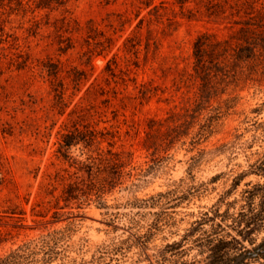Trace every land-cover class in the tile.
I'll use <instances>...</instances> for the list:
<instances>
[{
    "label": "rangeland",
    "instance_id": "374dc122",
    "mask_svg": "<svg viewBox=\"0 0 264 264\" xmlns=\"http://www.w3.org/2000/svg\"><path fill=\"white\" fill-rule=\"evenodd\" d=\"M162 1L0 0V258L70 227L78 260L107 246L109 264L264 260V80L243 76L198 106L194 42L228 36L238 17H209V0ZM176 120H195L188 136ZM88 127L105 133L104 152L77 135L61 148ZM97 180L108 181L102 201ZM70 184L90 194L66 202Z\"/></svg>",
    "mask_w": 264,
    "mask_h": 264
},
{
    "label": "trees",
    "instance_id": "16d2710c",
    "mask_svg": "<svg viewBox=\"0 0 264 264\" xmlns=\"http://www.w3.org/2000/svg\"><path fill=\"white\" fill-rule=\"evenodd\" d=\"M231 1L209 0L206 5L209 17H225L228 9H231L232 15L238 17L234 20V25L230 27L231 31L228 36L221 37L217 33L203 32L198 35L194 42V71L196 78L200 80L197 96L198 106L209 99L211 94H216L223 85L229 86L239 82L243 76L259 82L264 80V1L236 0L234 5L231 4ZM68 2L69 0H40L39 5L42 8L63 7ZM188 2L190 0H176L175 3L184 7ZM164 3H166L165 0L161 2V4ZM145 4L150 7L152 5L151 0H146ZM159 6L155 5L152 11H157ZM142 20L144 21V18ZM222 93H225V90ZM235 98L231 97L227 101L235 100ZM179 115L180 113H175L174 116ZM178 121L180 120H176V125L173 128L185 126V122H187L189 126L183 135L188 136L191 127L195 125L192 124L195 123V120L192 122L186 120L180 123ZM213 121L200 127V130L193 137L194 144H199L202 139H207L213 133ZM150 122L161 125L162 119H152ZM75 131L68 130L67 133L63 134L62 149L68 151L74 144L76 138L74 135H77V138L86 142L88 146L96 144L97 150L104 152L100 146L102 139L105 138L103 131L89 127L85 132L79 131L78 128ZM160 132L158 129L157 133ZM108 153L113 156V160H111L113 174L117 176V179H120L124 168L121 162L122 158L118 157L121 156V153L113 152L112 149L108 150ZM107 183V180L91 182L93 186L91 189L95 190L100 201L103 199ZM89 194L80 184H70L63 191L62 198L66 202L80 201L83 196L88 197ZM100 205L107 207L106 202H100ZM71 231L70 227H66L27 241L1 257L0 264H51L55 261L64 264H109L106 262L107 257L116 250L109 246L103 247L100 251L102 255L93 256L89 260L84 258L78 260L77 257L72 256L71 253L76 250L69 243ZM215 248L218 250L219 245H215ZM215 253H218L219 257H224L220 251H215Z\"/></svg>",
    "mask_w": 264,
    "mask_h": 264
},
{
    "label": "water",
    "instance_id": "95a60500",
    "mask_svg": "<svg viewBox=\"0 0 264 264\" xmlns=\"http://www.w3.org/2000/svg\"><path fill=\"white\" fill-rule=\"evenodd\" d=\"M257 252H254V253H247V254H243L241 256H239L236 261L233 263V264H239L240 262H242L244 259H246L247 257H250L254 254H256Z\"/></svg>",
    "mask_w": 264,
    "mask_h": 264
},
{
    "label": "built area",
    "instance_id": "2783aa9c",
    "mask_svg": "<svg viewBox=\"0 0 264 264\" xmlns=\"http://www.w3.org/2000/svg\"><path fill=\"white\" fill-rule=\"evenodd\" d=\"M257 264H264V260H261L260 262H257Z\"/></svg>",
    "mask_w": 264,
    "mask_h": 264
}]
</instances>
